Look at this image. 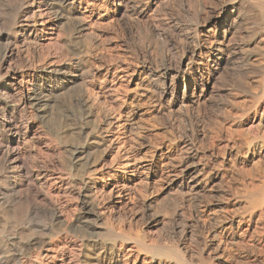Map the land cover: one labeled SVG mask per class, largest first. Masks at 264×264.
Wrapping results in <instances>:
<instances>
[{
    "label": "bare ground",
    "instance_id": "obj_1",
    "mask_svg": "<svg viewBox=\"0 0 264 264\" xmlns=\"http://www.w3.org/2000/svg\"><path fill=\"white\" fill-rule=\"evenodd\" d=\"M34 1L42 32L37 45L48 43L52 51L34 63L30 50L27 68L20 73L9 68L2 74L3 65L20 58L14 48L18 33L29 35L33 29L28 0L8 10L7 29L0 31V44L6 41L3 48L0 45V81L12 78L17 93V99L8 102L7 91L0 90V264H264V174L247 169L254 137L240 130L237 136L228 130L221 139L206 135L209 146L202 153V169H194L192 142L185 135L177 100L184 87L185 114L193 133H200L201 121L191 112V99L198 98L199 64L219 52L204 48L207 28L213 27L221 38L237 32L245 3L220 0L207 6L199 0L202 22L196 23L193 42L182 30L176 43L178 34L168 32L175 28L168 26V34H161L163 23L156 18L169 0ZM99 1L106 4L110 22L105 31L94 14ZM253 1L264 5V0H250L249 5ZM253 11L250 16H258ZM63 23L72 27L69 40L88 35L93 42L70 49L60 38ZM147 36L158 40L162 56L148 54L150 39L146 46L143 42ZM113 39L123 44L124 53L133 39L135 65L150 81V103L166 113L175 132L180 171L165 188L175 190L171 208L155 205L156 155L149 150L141 167L139 138L124 136L127 84L135 72L132 61L109 51L99 59L93 56L99 42L110 45ZM235 49L222 51L221 67L227 68ZM249 62L250 87L256 89L251 101L264 95V69H253L263 63L259 56L239 59L235 69ZM74 88L79 93L62 103ZM55 108L64 111L63 136L74 138H56L41 127ZM20 124L23 136L31 139L28 154L19 151ZM213 177L218 180L216 191ZM141 187L148 195L145 200Z\"/></svg>",
    "mask_w": 264,
    "mask_h": 264
},
{
    "label": "rangeland",
    "instance_id": "obj_2",
    "mask_svg": "<svg viewBox=\"0 0 264 264\" xmlns=\"http://www.w3.org/2000/svg\"><path fill=\"white\" fill-rule=\"evenodd\" d=\"M28 1L29 6L31 7V12L29 14L31 20H28V24H30L33 29L31 30V32H29V35L28 33L24 34L20 32L22 35L18 33V42L14 48L19 54L20 58L3 65L2 74H5L9 70V68H15L19 73L20 71L27 68L28 62L26 61L28 60V58H31L29 54L30 50L34 51V61L38 60V62L42 59V57H44V54L46 55L48 51H52L51 48H48V43H45V45H43L44 47L40 48L39 45H37L38 39L42 35L41 22L38 11L36 9V2L34 0ZM219 1L220 0H203L202 2H204L203 4L210 6V4H218ZM198 2L199 0H169L168 2L163 4L164 6L161 5L156 16L157 20L163 23L162 26H159V32L161 34L165 32L167 34L169 32L171 33V35L178 34L179 37H177L178 35H174V40L176 38L174 42L178 43L181 39L182 30H187L189 41L193 42L194 28L197 24H201L202 22V20L200 19L201 14L199 12L201 8H199ZM242 2L245 3V5H243V10L240 11L243 14L240 13L239 15H241L244 19L241 22H239L238 19L237 32L228 35L226 38H221L217 36L216 32H214L213 27L207 28V37H205L203 41L204 48L206 50H209L210 47H215V49H218L220 53H211L208 57H205L201 61L202 64H199L200 71L198 72L196 77L198 98L191 99V112L201 121L199 129L200 133L198 134L193 133L192 124L189 122V119L185 114V109L183 107L185 95L184 87H180L178 90L177 100L178 105L181 107V111L179 112L183 120L182 126L183 129H185L186 127V129L184 130L185 135L187 134V137L190 138L192 142L191 147L193 151V157L191 159V162L193 168L197 170L202 169V153L204 151V148L209 146L207 145L208 141L205 139L208 138V136L206 135L213 134L216 138L221 139L224 138V134L228 130L231 132L232 136H237V131L240 130L242 134L248 137H254L252 141V148L250 151L251 153H249L248 157V171L258 172V174H264V95L261 99H257V97H255L250 101V95L256 94L254 85L250 87V62L247 63L245 67L235 69V66L237 65L239 59L245 57L250 58V56H255L256 58H258L259 56L263 62L259 66L256 65L253 68L254 71H260L264 69V20L262 21L261 19L263 18L260 16L261 14L264 15V5L262 6L259 3L253 1L255 3H250V6V0H242ZM20 3V0H0V6L1 8H3L1 9L2 22L0 24V31H5L7 29L8 10L18 7ZM250 9L254 10L253 12L258 14V16L251 17ZM94 14L98 15V17L101 18L103 23L102 29H104L103 31H105L106 29L108 30V28L110 29V27L108 26L110 22H108L109 20L106 18V4L104 2H98ZM250 19L252 21H250ZM130 22L134 27L135 25L132 23V21ZM24 25L25 23H22L21 27L23 28ZM168 26L175 28V31L172 33L171 30L168 29ZM117 27L118 26H115L114 29H117ZM135 28L136 26L134 27V29ZM136 29L137 31H140L141 26L139 25V28L137 26ZM163 29L164 31L161 32V30ZM165 29L169 31L167 32V30ZM59 30L61 34L60 38H62L61 40H63L62 43H66L65 45L72 50L78 45H88L93 42V40L88 35H81V37H79L78 39L76 38L77 40H69L71 38L70 35L72 34V27L70 24L63 23ZM140 32L142 33L143 30ZM116 33L120 35L121 29L116 30ZM119 38L116 40L119 41ZM148 38L149 37L147 36L143 40V42L145 43L144 46H146V44L148 43L151 44L150 48L148 49V54H151V57H155L158 55V57H160V55L162 56V47L160 46L161 44L158 42V40L154 37L153 38L156 41L151 40L150 38L149 40ZM117 41L113 39V43H110V45L109 43L107 45L105 41L99 42L100 46L98 44L99 47L96 48L97 51L94 52L93 56L94 58L99 59L104 56L102 54H107V52L109 51L113 53L116 58L118 57L119 59L132 61V69L135 72L130 75L131 77L127 84L128 90L126 93V101L128 115L124 120V130L126 133L124 136L125 138H139V143L136 147L139 152L138 155L141 167H144L146 165L145 158L148 156L149 150L156 155L155 161L157 162V165L155 169L158 176L155 191L158 194V199L156 200L155 205L157 209L161 207V205H164L167 208H171L175 204V190L167 191L165 190V188L167 185H169L170 180L177 176L180 171V157L175 147V132L169 124L166 113L158 111L157 108L150 103V99L148 98L151 94L150 81L148 80V76L143 71L141 66L137 65V63L135 65L136 61L134 60L132 55V49L134 47L133 39H129L128 41V45L130 47H128L127 50L130 52L126 51L125 53L127 55L123 52L124 50H122L123 44H121V42L118 43ZM4 42L6 43L5 40L1 42V48H3V46L5 45ZM104 42L106 45L103 44ZM233 44L237 46V49L232 51L233 54L231 55L232 57L227 68H223L221 67V65L223 63V58L225 57V55H222L221 53L222 51L224 53L227 52V50L234 46ZM241 44L246 46V48H242L243 45ZM104 48H109V50H105ZM38 62L36 61L34 63ZM186 69V64H183L182 73H185ZM182 79L183 75H180L178 77V81H182ZM11 82L12 78H9V81H0V90L3 89L7 91L8 94L6 95L4 100H7L8 102H12L13 100L17 99V93L15 92V88L13 87V82ZM78 93V88L70 90V92L67 94V97L65 96L61 98L62 103H68L69 99L74 97ZM8 96L11 98H8ZM253 104L256 107H254ZM64 107H62L63 110ZM59 108H55V110H53L51 114L48 115L46 120L42 122L41 127L48 134L54 137L56 136V138H65L66 135L63 136L62 130L67 125L62 122V112L64 111ZM73 113L76 116L78 114V111H76V109H73ZM136 113L137 115H135ZM19 130L22 135V137L20 138L21 143L19 145V151L20 153L28 154L30 151L31 139L29 136H23V133H26L23 124L19 125ZM66 138L74 137L73 135H68L66 136ZM244 151L245 150L241 151L243 152V155ZM138 183L142 185V180L140 179ZM197 183V185H200L199 181ZM212 185L213 190L215 189L214 191H216L218 185L217 177L212 178ZM140 192V196H142L141 199L145 200L146 196L148 195H146L147 193L145 192L143 187L140 188ZM140 223H143V221L140 220ZM141 226V228L144 227L143 224Z\"/></svg>",
    "mask_w": 264,
    "mask_h": 264
}]
</instances>
